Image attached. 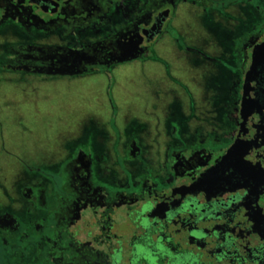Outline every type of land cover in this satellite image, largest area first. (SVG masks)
<instances>
[{
  "label": "flooded vegetation",
  "instance_id": "obj_1",
  "mask_svg": "<svg viewBox=\"0 0 264 264\" xmlns=\"http://www.w3.org/2000/svg\"><path fill=\"white\" fill-rule=\"evenodd\" d=\"M178 35L187 54L215 48L212 74L222 57L240 78L228 128L186 123L220 148L198 152L206 140L163 127L132 149L84 142L17 177L0 207V264H264V0H0V81L107 76L147 52L169 61Z\"/></svg>",
  "mask_w": 264,
  "mask_h": 264
},
{
  "label": "rangeland",
  "instance_id": "obj_2",
  "mask_svg": "<svg viewBox=\"0 0 264 264\" xmlns=\"http://www.w3.org/2000/svg\"><path fill=\"white\" fill-rule=\"evenodd\" d=\"M189 34L192 37L194 31ZM180 39L165 53L174 56L171 60H160L153 52H147L140 62H125L128 58L123 56L118 64L114 63L116 66L107 70V76L33 78L25 84L2 79L0 207L9 200L4 195L5 190L11 194L9 196L16 195L13 187L17 177L50 171L54 161L74 147L82 148L84 142L92 149L95 145L98 147V143L110 149L120 137L125 148L136 142L139 131L163 136L165 127L168 135L178 141L194 138L197 144L206 140L208 148L198 145V152L207 154L220 148L221 143L215 141L218 134L214 131H186V123L211 122L216 117L214 121L223 122L225 129L228 128L225 125L227 111L234 103L233 94L237 96L241 88L240 78L235 74L230 77L234 63L222 57L218 68L223 73L212 74L216 65L207 58L216 56V51L211 44L205 45L203 56H196L187 54L189 52L183 47L191 44L190 41ZM159 50L163 53L166 49ZM65 69L63 67L62 71H67ZM167 69L170 75L166 74ZM181 96L184 97V110H179L181 102H173ZM214 109L219 113L213 112ZM182 131L185 137L181 139ZM108 153L114 156L111 150ZM23 192L28 193V189L22 187ZM46 198H50L48 193ZM8 213L14 219L23 214H19V209Z\"/></svg>",
  "mask_w": 264,
  "mask_h": 264
},
{
  "label": "crops",
  "instance_id": "obj_3",
  "mask_svg": "<svg viewBox=\"0 0 264 264\" xmlns=\"http://www.w3.org/2000/svg\"><path fill=\"white\" fill-rule=\"evenodd\" d=\"M170 96H172V95H170ZM183 99H184V97L181 96V97L178 98V100H177V98L173 100V102H178V103L181 102L180 104H181L182 107H181V109H179V110H184V107H183L184 104H182V103H183ZM149 110H150V109H149ZM151 110H152V109H151ZM151 110H150V111H151ZM151 112H152V111H151ZM152 113H153V112H152ZM166 117H167V115H166ZM158 120H159V119H158ZM156 121H157V120H156ZM154 125H156V124H154ZM154 133H156V132H154Z\"/></svg>",
  "mask_w": 264,
  "mask_h": 264
},
{
  "label": "water",
  "instance_id": "obj_4",
  "mask_svg": "<svg viewBox=\"0 0 264 264\" xmlns=\"http://www.w3.org/2000/svg\"><path fill=\"white\" fill-rule=\"evenodd\" d=\"M246 102H247V99H245L242 104H245Z\"/></svg>",
  "mask_w": 264,
  "mask_h": 264
}]
</instances>
